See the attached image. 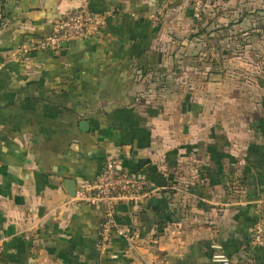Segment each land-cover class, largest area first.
Masks as SVG:
<instances>
[{
  "label": "crops",
  "instance_id": "1",
  "mask_svg": "<svg viewBox=\"0 0 264 264\" xmlns=\"http://www.w3.org/2000/svg\"><path fill=\"white\" fill-rule=\"evenodd\" d=\"M192 3L5 0L0 264H221L212 253L264 264L251 242L252 227L264 222V100L261 111L228 118L216 93L203 100L164 81L192 54ZM81 6L107 15L99 33L36 47ZM250 20L231 26L243 30ZM222 76L211 74L209 83L219 86ZM111 156L154 189L116 205L115 220L130 236L104 240V207L79 203L69 189L94 180ZM154 207L181 218L156 224Z\"/></svg>",
  "mask_w": 264,
  "mask_h": 264
},
{
  "label": "rangeland",
  "instance_id": "2",
  "mask_svg": "<svg viewBox=\"0 0 264 264\" xmlns=\"http://www.w3.org/2000/svg\"><path fill=\"white\" fill-rule=\"evenodd\" d=\"M243 17L255 20L244 24L243 30L235 28L234 21ZM195 19L192 54L185 60L180 59L184 64L172 73V77L164 80L170 83L168 88L183 87L203 100L216 93L220 101L218 112L228 118L240 119L249 111H261V99L264 100V0H213ZM247 29L251 30L248 35L253 37L245 38L248 35L241 33ZM245 47L247 49L243 51ZM211 74L223 75L219 86V83H209ZM209 111L213 114L212 109ZM217 119L220 120L218 114Z\"/></svg>",
  "mask_w": 264,
  "mask_h": 264
},
{
  "label": "built area",
  "instance_id": "3",
  "mask_svg": "<svg viewBox=\"0 0 264 264\" xmlns=\"http://www.w3.org/2000/svg\"><path fill=\"white\" fill-rule=\"evenodd\" d=\"M213 0H194L193 15L200 17L206 6ZM107 15L97 13L88 7H77L69 10L53 23L52 33L36 44L38 48L55 49L62 41L83 39L97 34L106 23ZM27 49V45H23ZM154 189L145 175L129 171L117 157H108L103 168L94 180H83L77 185L76 200L88 206H102V236L111 240L112 236L129 237L128 231L120 226L114 217L117 204L148 196ZM252 244L264 251V222L260 221L251 229ZM213 260L223 264H231L225 253L213 255Z\"/></svg>",
  "mask_w": 264,
  "mask_h": 264
},
{
  "label": "trees",
  "instance_id": "4",
  "mask_svg": "<svg viewBox=\"0 0 264 264\" xmlns=\"http://www.w3.org/2000/svg\"><path fill=\"white\" fill-rule=\"evenodd\" d=\"M4 3H5V0H0V11L1 12H2V9L5 7ZM218 139H220V137H217V139L215 141L216 144L220 143V140H218ZM147 208H149V207H147ZM151 213L154 215L153 217H155V219H156L155 223L156 224L159 223V225H166V223L168 221H178L181 218V213L176 211L175 209L170 210V212H166V211L163 212L161 208L154 207L152 209ZM149 215H150V213L148 211H146V209H145V211H143V213H142V218H143L144 223H147ZM103 219H104V216H103L102 221H101V228H102ZM114 237H118V235L114 234L112 236V238H114ZM212 257H213V253H212ZM96 264H113V262H111L109 260L108 261L107 260H105V261L101 260V261H97ZM221 264H223V263H221Z\"/></svg>",
  "mask_w": 264,
  "mask_h": 264
},
{
  "label": "water",
  "instance_id": "5",
  "mask_svg": "<svg viewBox=\"0 0 264 264\" xmlns=\"http://www.w3.org/2000/svg\"><path fill=\"white\" fill-rule=\"evenodd\" d=\"M80 128L84 131H87L89 129V122L87 120H83L80 123ZM77 186L76 182H71V187L69 189V192L74 196L76 194Z\"/></svg>",
  "mask_w": 264,
  "mask_h": 264
}]
</instances>
